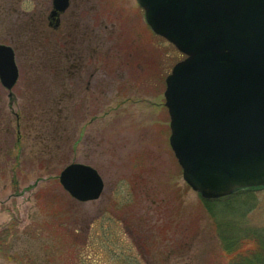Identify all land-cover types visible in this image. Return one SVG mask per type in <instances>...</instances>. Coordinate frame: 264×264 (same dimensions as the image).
I'll return each instance as SVG.
<instances>
[{"label":"rangeland","instance_id":"obj_1","mask_svg":"<svg viewBox=\"0 0 264 264\" xmlns=\"http://www.w3.org/2000/svg\"><path fill=\"white\" fill-rule=\"evenodd\" d=\"M53 1L0 0L20 70L0 83V264H232L223 231L264 240V190L208 205L184 181L165 99L184 56L137 0H72L59 32ZM71 165L99 173V200L64 189Z\"/></svg>","mask_w":264,"mask_h":264},{"label":"water","instance_id":"obj_2","mask_svg":"<svg viewBox=\"0 0 264 264\" xmlns=\"http://www.w3.org/2000/svg\"><path fill=\"white\" fill-rule=\"evenodd\" d=\"M153 31L189 58L167 80L170 144L184 181L205 200L264 187V0H138ZM70 0H55L52 19ZM0 80L12 91L19 70L0 46ZM64 189L82 203L98 200L94 169L71 165Z\"/></svg>","mask_w":264,"mask_h":264},{"label":"trees","instance_id":"obj_3","mask_svg":"<svg viewBox=\"0 0 264 264\" xmlns=\"http://www.w3.org/2000/svg\"><path fill=\"white\" fill-rule=\"evenodd\" d=\"M247 191L250 192L254 190ZM243 192L245 191L238 192L232 198L238 197ZM220 201L204 202L210 205L220 203ZM222 236V245L227 252L229 259L232 260V264H264V240L256 239L254 234H248V238L245 241H235V238L232 239L234 234H228L226 231H223ZM253 246L256 247L255 254L253 252L254 249H251Z\"/></svg>","mask_w":264,"mask_h":264},{"label":"flooded vegetation","instance_id":"obj_4","mask_svg":"<svg viewBox=\"0 0 264 264\" xmlns=\"http://www.w3.org/2000/svg\"><path fill=\"white\" fill-rule=\"evenodd\" d=\"M72 2V0H71ZM57 20H59L58 22V26H57V21L53 22L51 20H49V28L51 31L54 32H59L62 29V16L60 18H58ZM72 53L68 54L65 56V61L66 63H68L66 66V72H71L72 70H75L78 72V69H80L79 64H82V58H81V51L80 49H78L77 46H73L72 47ZM50 62L52 63V60L50 59ZM59 63H57L58 65ZM60 65L62 66V61L60 63Z\"/></svg>","mask_w":264,"mask_h":264}]
</instances>
